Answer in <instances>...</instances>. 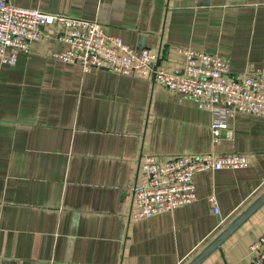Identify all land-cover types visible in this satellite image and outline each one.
Segmentation results:
<instances>
[{
  "label": "crops",
  "instance_id": "crops-1",
  "mask_svg": "<svg viewBox=\"0 0 264 264\" xmlns=\"http://www.w3.org/2000/svg\"><path fill=\"white\" fill-rule=\"evenodd\" d=\"M96 20L107 35L178 69V47L228 61V76L264 68V0H6ZM0 63V263L186 264L264 191V117L237 112L213 139L211 112L136 74L84 72L53 59L59 27ZM246 167L192 175L196 198L130 218L144 155L233 154ZM213 195L217 213L207 197ZM264 204L200 264H248Z\"/></svg>",
  "mask_w": 264,
  "mask_h": 264
},
{
  "label": "built area",
  "instance_id": "built-area-1",
  "mask_svg": "<svg viewBox=\"0 0 264 264\" xmlns=\"http://www.w3.org/2000/svg\"><path fill=\"white\" fill-rule=\"evenodd\" d=\"M45 24L61 29L57 39L64 47L50 53L53 59L76 63L84 72L106 67L116 74L151 76L158 85L193 99L198 108L211 112L214 140L220 132L225 138L231 136L226 120L237 112L264 117L263 67L251 65L240 77H230L227 60L191 47H178L181 67L165 71L156 63V52L132 48L119 37L105 34L96 20L21 7L6 0H0V63L12 65L19 52H28L30 43L41 37ZM247 164L248 157L240 153L177 155L161 161L144 155L131 187L128 217H150L193 202L196 194L192 175L196 172L235 170ZM207 202L217 213L215 197L209 195ZM247 252L248 264H264V233L248 244Z\"/></svg>",
  "mask_w": 264,
  "mask_h": 264
},
{
  "label": "water",
  "instance_id": "water-1",
  "mask_svg": "<svg viewBox=\"0 0 264 264\" xmlns=\"http://www.w3.org/2000/svg\"><path fill=\"white\" fill-rule=\"evenodd\" d=\"M141 49L142 42H137ZM264 204V191H262L250 204L238 213L207 245H205L193 258L186 264H200L213 250L219 249L220 244L248 217L253 215Z\"/></svg>",
  "mask_w": 264,
  "mask_h": 264
}]
</instances>
